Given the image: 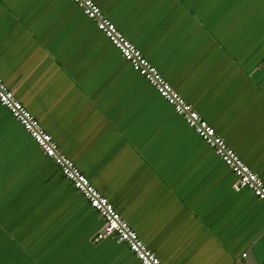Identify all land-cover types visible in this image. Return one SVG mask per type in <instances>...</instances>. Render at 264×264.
<instances>
[{
	"label": "crops",
	"instance_id": "1",
	"mask_svg": "<svg viewBox=\"0 0 264 264\" xmlns=\"http://www.w3.org/2000/svg\"><path fill=\"white\" fill-rule=\"evenodd\" d=\"M93 2L264 182V0ZM0 78L162 264H264V204L71 0H0ZM102 224L0 105V264H141Z\"/></svg>",
	"mask_w": 264,
	"mask_h": 264
},
{
	"label": "built area",
	"instance_id": "2",
	"mask_svg": "<svg viewBox=\"0 0 264 264\" xmlns=\"http://www.w3.org/2000/svg\"><path fill=\"white\" fill-rule=\"evenodd\" d=\"M92 21L97 29L119 51L132 70L147 81L197 134L202 141L213 149L215 155L231 170L235 177L233 189L249 190L255 199L264 204L263 180L253 172L228 146L215 130L187 103L166 81L158 70L149 63L134 44H132L101 12L93 0H71ZM0 105L22 126L23 130L36 143L42 153L57 166L67 179L96 211L103 224L93 241L111 238L125 244L141 264H162L157 256L138 237L136 232L118 214L113 205L97 190L74 163L66 158L60 148L40 125L38 120L15 98L11 90L0 78ZM245 256V254H242Z\"/></svg>",
	"mask_w": 264,
	"mask_h": 264
},
{
	"label": "snow or ice",
	"instance_id": "3",
	"mask_svg": "<svg viewBox=\"0 0 264 264\" xmlns=\"http://www.w3.org/2000/svg\"><path fill=\"white\" fill-rule=\"evenodd\" d=\"M261 193L264 194V189L261 190ZM261 246L264 247V239L261 241Z\"/></svg>",
	"mask_w": 264,
	"mask_h": 264
}]
</instances>
